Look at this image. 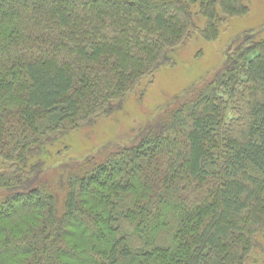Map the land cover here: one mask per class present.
I'll list each match as a JSON object with an SVG mask.
<instances>
[{"label":"trees","instance_id":"obj_1","mask_svg":"<svg viewBox=\"0 0 264 264\" xmlns=\"http://www.w3.org/2000/svg\"><path fill=\"white\" fill-rule=\"evenodd\" d=\"M250 1L0 0V264H258L264 30L137 141L62 164L55 183L46 173L64 136L121 109Z\"/></svg>","mask_w":264,"mask_h":264},{"label":"rangeland","instance_id":"obj_2","mask_svg":"<svg viewBox=\"0 0 264 264\" xmlns=\"http://www.w3.org/2000/svg\"><path fill=\"white\" fill-rule=\"evenodd\" d=\"M255 30H264V0H251L249 12L231 18L215 40L208 41L195 35L177 47L172 52V62L161 66L150 81L129 95L121 109L64 136L47 158L49 180L55 183L62 164L78 165L93 157L95 160L105 159L116 147L137 141L136 134L141 129L183 96L187 89L212 76L238 39ZM64 195L63 191L61 204ZM258 242L263 253L255 252V255L258 256V264H264V234L258 237Z\"/></svg>","mask_w":264,"mask_h":264}]
</instances>
